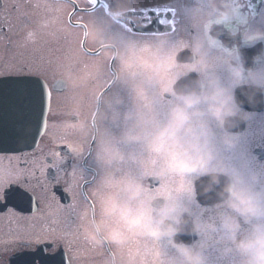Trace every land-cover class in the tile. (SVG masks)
Wrapping results in <instances>:
<instances>
[{"label": "clouds", "instance_id": "clouds-1", "mask_svg": "<svg viewBox=\"0 0 264 264\" xmlns=\"http://www.w3.org/2000/svg\"><path fill=\"white\" fill-rule=\"evenodd\" d=\"M117 3L87 23L113 72L94 62L74 81L94 86L78 129L96 166L82 236L109 246L105 264H264V161L243 147L256 115L244 104H264V12L244 15L246 0H180L187 38L133 37L114 22L127 11ZM35 40L29 31L25 42Z\"/></svg>", "mask_w": 264, "mask_h": 264}, {"label": "flooded vegetation", "instance_id": "flooded-vegetation-1", "mask_svg": "<svg viewBox=\"0 0 264 264\" xmlns=\"http://www.w3.org/2000/svg\"><path fill=\"white\" fill-rule=\"evenodd\" d=\"M246 5V16L264 12V0H246ZM117 6V0H0V264H105L109 246L86 240L78 215L80 207L93 206L94 142L81 140L78 129L88 116L87 98L94 86L79 88L74 81L94 62L103 73L113 72L107 51L85 32L92 17L110 14ZM121 6L127 11L114 22L133 37L190 35L181 25L180 0H121ZM53 18L58 25H42ZM29 31L36 33L34 43L25 42ZM220 40L234 42L227 33ZM256 50L244 54L251 57ZM187 56L182 50L180 58ZM39 79L50 89V105L44 133L34 141L38 112L33 82L37 85ZM57 83L63 90H53ZM237 97L244 100L240 90ZM244 107L256 115L243 147L264 161V104L251 108L245 102ZM16 138L19 143L13 142ZM197 199L211 203L203 196Z\"/></svg>", "mask_w": 264, "mask_h": 264}, {"label": "water", "instance_id": "water-1", "mask_svg": "<svg viewBox=\"0 0 264 264\" xmlns=\"http://www.w3.org/2000/svg\"><path fill=\"white\" fill-rule=\"evenodd\" d=\"M29 82H24L23 86L27 87ZM34 89H37V120H38V127L34 128L32 134L33 139L36 141L40 136L44 133L45 130V122H46V115L50 105V89L48 86L39 79L36 85V81L33 82ZM37 86V88H36ZM54 91H61L63 90V86L59 83L53 85ZM36 97V96H35ZM19 117V116H18ZM13 142L19 143V139L16 138ZM9 144V142H7ZM9 148V146H8ZM197 190H200L199 182H197Z\"/></svg>", "mask_w": 264, "mask_h": 264}, {"label": "snow or ice", "instance_id": "snow-or-ice-1", "mask_svg": "<svg viewBox=\"0 0 264 264\" xmlns=\"http://www.w3.org/2000/svg\"><path fill=\"white\" fill-rule=\"evenodd\" d=\"M89 3L90 4L95 3V0H89ZM85 36H87V32H85Z\"/></svg>", "mask_w": 264, "mask_h": 264}, {"label": "rangeland", "instance_id": "rangeland-1", "mask_svg": "<svg viewBox=\"0 0 264 264\" xmlns=\"http://www.w3.org/2000/svg\"><path fill=\"white\" fill-rule=\"evenodd\" d=\"M59 103H61V101H60L59 98H58V99H57V105H58Z\"/></svg>", "mask_w": 264, "mask_h": 264}]
</instances>
